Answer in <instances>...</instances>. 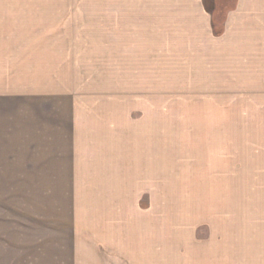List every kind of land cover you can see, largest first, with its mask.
Returning <instances> with one entry per match:
<instances>
[{
  "label": "rangeland",
  "instance_id": "1",
  "mask_svg": "<svg viewBox=\"0 0 264 264\" xmlns=\"http://www.w3.org/2000/svg\"><path fill=\"white\" fill-rule=\"evenodd\" d=\"M234 2L0 0V264H264V0Z\"/></svg>",
  "mask_w": 264,
  "mask_h": 264
},
{
  "label": "crops",
  "instance_id": "2",
  "mask_svg": "<svg viewBox=\"0 0 264 264\" xmlns=\"http://www.w3.org/2000/svg\"><path fill=\"white\" fill-rule=\"evenodd\" d=\"M237 0H236V4H235V7L233 8V9H230L229 10V12L230 11H233V10H236V8H237ZM131 136H133L132 134H131ZM132 140V139H131ZM133 141V140H132ZM116 155H117V153H115ZM115 155V156H116ZM118 156V155H117ZM126 158H128V163L131 165V166H136V167H138L139 165H140V163H143V164H145L146 165V168H148V164H149V161H150V163H151V165H153L154 166V155H152V152H151V155H149V153L148 152H144V151H142V153H139L138 154V152H136V151H129L128 153H126L125 155H124ZM123 156V157H124ZM116 164H118V167L120 166V162H117ZM109 167V166H108ZM147 171H148V169H146ZM132 171V170H131ZM137 172V171H136ZM141 172H143V171H141ZM152 173H153V169H152Z\"/></svg>",
  "mask_w": 264,
  "mask_h": 264
},
{
  "label": "trees",
  "instance_id": "3",
  "mask_svg": "<svg viewBox=\"0 0 264 264\" xmlns=\"http://www.w3.org/2000/svg\"><path fill=\"white\" fill-rule=\"evenodd\" d=\"M235 4L236 3L234 2V5L230 6L229 9H233L235 7ZM211 13H213V12H211ZM222 22H224V17L222 18ZM217 23L218 22H216L215 19L212 20V29H213L215 35L219 36V35H221L223 33V28L224 27L221 26V25H218Z\"/></svg>",
  "mask_w": 264,
  "mask_h": 264
}]
</instances>
